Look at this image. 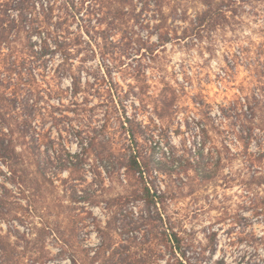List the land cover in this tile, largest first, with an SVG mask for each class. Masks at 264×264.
Masks as SVG:
<instances>
[{
  "label": "rangeland",
  "instance_id": "obj_1",
  "mask_svg": "<svg viewBox=\"0 0 264 264\" xmlns=\"http://www.w3.org/2000/svg\"><path fill=\"white\" fill-rule=\"evenodd\" d=\"M96 3L66 21L71 54L37 59L24 33L0 53V131L21 154L15 171L0 161V264H167L155 237L171 228L194 245L191 264H264V0H168L127 17ZM211 5L227 22L195 30ZM254 94L253 117L239 99ZM133 154L166 193L163 221L124 200L141 189Z\"/></svg>",
  "mask_w": 264,
  "mask_h": 264
},
{
  "label": "trees",
  "instance_id": "obj_2",
  "mask_svg": "<svg viewBox=\"0 0 264 264\" xmlns=\"http://www.w3.org/2000/svg\"><path fill=\"white\" fill-rule=\"evenodd\" d=\"M88 1L90 0H81L77 3L76 0H72V2L67 1V3L58 6L56 0H0V53L5 45L13 42L11 38L14 34L20 35L24 33L30 42V55L37 59L55 54L60 47L64 48L68 54H71V44L69 43L70 33L68 29H64V26L66 21L70 17H73L72 14H74L78 6L80 5L82 10ZM94 1L97 2L95 6H99L97 11L99 14L105 8L109 11H115L116 17H127L134 15L139 7L142 9L141 11H162L168 0ZM111 6L113 7L112 9ZM14 9L20 12L17 18L10 13ZM81 10H79V13ZM228 18L227 12L224 11L222 5H217V7L211 5L194 23L195 30H201L207 24H210L209 26L212 30H216L219 26L227 22ZM35 35L42 42L41 51H35L38 44L37 41L33 42ZM54 46L57 47L56 50L52 49ZM24 60V57H22V64L25 63ZM69 72L73 76V69H70ZM224 73L226 75V72ZM74 81L76 80L74 79ZM256 101L257 97L255 94L253 98L247 95L239 99V104L242 106L248 105L250 108L248 111L254 117L259 112ZM127 123L132 128V121L130 119H128ZM205 128L203 126V134L206 132ZM130 133L133 134V131H130ZM200 144L202 150H204L206 141H201ZM0 161L7 165L10 171H15V167L21 162V154L17 152L13 136L10 133H3L2 131H0ZM127 170L129 174L132 173L138 177L141 189L138 193L124 197L125 202L142 201L149 209H155V217H150L152 221L157 223L163 221L166 193L161 191L157 186V177L154 176V169L151 167L150 162H146L140 156L133 154L127 165ZM127 227L130 228L128 230L129 232L140 231L142 229L141 225L133 223H128ZM155 238L158 240L159 249L162 246L161 242L166 246V251L169 254L167 264H191L193 258L192 252L194 255L197 254L194 245L188 242L179 232L175 231L174 228L162 233L158 229ZM161 252L163 253V251ZM102 255H105V242H103L93 259L98 260ZM72 264L81 263L77 258L72 257Z\"/></svg>",
  "mask_w": 264,
  "mask_h": 264
}]
</instances>
